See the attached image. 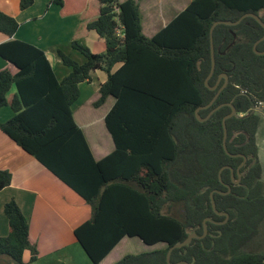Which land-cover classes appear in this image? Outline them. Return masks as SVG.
Segmentation results:
<instances>
[{
  "label": "trees",
  "instance_id": "16d2710c",
  "mask_svg": "<svg viewBox=\"0 0 264 264\" xmlns=\"http://www.w3.org/2000/svg\"><path fill=\"white\" fill-rule=\"evenodd\" d=\"M97 1L98 14L85 26L103 38L105 49L92 52L73 39L70 45L82 54V62L57 49L70 68L60 81L41 48L12 38L18 22L0 10V32L9 38L0 43V56L9 63L0 69V107L8 105L14 112L0 122V130L90 205V217L74 235L92 264H99L124 236L163 247L126 254L112 264H170L168 247L192 230L201 234L205 217L215 221H206L207 234L174 248L171 263L264 264V251L248 250L264 220L255 138V108L264 102V54L253 50L264 28L253 17L216 24L212 32L215 67L208 84L222 73L228 83L198 114L203 118L221 103L234 105L237 113L225 121L227 151L222 118L230 106L222 105L203 121L195 115L217 90L204 83L211 67L212 23L234 21L246 12L264 21V0H191L152 36L142 32L136 0ZM32 3L19 0V8ZM256 49L264 50V38ZM96 69L104 70L107 79L93 105L107 96L115 99L104 117L114 148L99 160L93 159L71 109L78 84ZM223 82L221 77L218 87ZM12 85L16 92L7 94ZM241 155L246 161L234 183L230 167L236 179ZM9 183L10 173L0 169V190ZM226 184L229 193L213 192L217 210L228 213L218 223L225 216L213 211L210 192H225ZM3 211L8 233L0 236V264L3 258L9 264H34L26 217L14 199L4 203ZM25 249L31 253L26 262Z\"/></svg>",
  "mask_w": 264,
  "mask_h": 264
},
{
  "label": "crops",
  "instance_id": "0c3cea01",
  "mask_svg": "<svg viewBox=\"0 0 264 264\" xmlns=\"http://www.w3.org/2000/svg\"><path fill=\"white\" fill-rule=\"evenodd\" d=\"M136 1L141 14L142 32L146 36H152L184 10L191 0H162L161 16L165 18L160 22L155 18L158 16L155 3L151 0ZM98 7L97 0H64L63 6H58L51 0H33L29 7L20 9L19 0H0V10L18 22V28L12 38L41 48L57 81L70 70L62 64L57 49L61 51L65 49L82 29L85 30V39L90 38L94 44L92 52L104 51L103 38L95 31L87 30L85 26L88 21L96 18ZM141 7L144 8V17L147 21L153 19L154 26L146 22L144 28ZM8 39L0 32V43ZM8 65V61L0 56V69ZM118 66L116 65L112 71ZM106 79L107 74L104 70L91 71L90 79L78 84L79 96L71 105L74 122L82 131L94 160L101 159L114 148L104 117L115 99L113 96H107L99 106L93 105L99 97V86ZM13 92H16L15 85L11 86L7 94ZM110 99L112 102L107 107L106 103ZM13 115L14 112L8 105L0 107V122L8 120ZM93 125L97 126L98 132V139H95V142L91 137ZM0 169L10 173V183L0 190V236L8 233V221L3 205L6 201L14 199L28 221V236L36 249L34 264H92L74 235V229L90 217V205L1 130ZM125 237L127 236L121 238L99 264H112L121 258L114 254ZM30 254V251L25 249L22 253L23 261H28Z\"/></svg>",
  "mask_w": 264,
  "mask_h": 264
},
{
  "label": "rangeland",
  "instance_id": "374dc122",
  "mask_svg": "<svg viewBox=\"0 0 264 264\" xmlns=\"http://www.w3.org/2000/svg\"><path fill=\"white\" fill-rule=\"evenodd\" d=\"M151 2L155 3L156 6V12L158 14L157 20L160 22V20L162 18H165V16H161V9H162V0H151ZM141 6V5H140ZM143 7H141V12H142V25L145 28L146 22L148 24H151L152 26H154V22L153 19L151 21H147L146 17H144V13H143ZM164 10V9H163ZM262 14L264 15V12H262ZM156 22V20H155ZM158 28V27H156ZM153 29L154 30H156ZM81 29V28H80ZM78 29V30H80ZM85 30L82 29V32H79L78 35L74 38L77 39L80 43L86 45L88 48H90V50L92 51V48L94 46V44L92 43V40L90 38H86L85 39ZM146 33L148 31H145ZM150 34V32H148ZM65 54L69 55L72 59H74L77 62H81L83 61V56L80 52L74 50L70 45H66L65 49L62 50ZM94 52V51H93ZM72 54V56H71ZM112 100L110 99L107 103L106 106L108 107V104H111ZM94 111V110H93ZM255 111L259 117V121H258V126H257V130H256V144H257V158L261 164L262 167V175H261V182L264 186V102H262L258 107L255 108ZM102 127L104 126L103 123L101 124ZM103 130L107 133L106 129L103 128ZM91 134H92V141H96L95 139H98V132H97V126L93 125V128L91 129ZM91 137H90V143H91ZM264 194V193H263ZM163 247L162 243H157L153 246H148L146 244H144L141 240H139L138 237L134 236L132 238L130 237H125L119 244L114 256H118V258L126 255V254H137V253H141L150 249H156V248H160ZM248 250L254 251V252H262L264 251V220L262 221V223L260 224L259 227V235L257 237V239H255V241L248 247ZM1 264H9L7 262V258H3L1 260ZM11 264V262H10Z\"/></svg>",
  "mask_w": 264,
  "mask_h": 264
},
{
  "label": "water",
  "instance_id": "95a60500",
  "mask_svg": "<svg viewBox=\"0 0 264 264\" xmlns=\"http://www.w3.org/2000/svg\"><path fill=\"white\" fill-rule=\"evenodd\" d=\"M246 16H251L253 17L263 28H264V21H262V19L255 13H252V12H246V13H243L238 19L234 20V21H229V20H216L215 22L212 23L211 27H210V47H211V67H210V71L209 73L207 74L206 78H205V85L211 89V90H216L214 96L212 97V99L207 103L205 104L204 106H200V107H197L195 109V115L196 117L200 120V121H203L205 119H207L216 109H218L219 107H221L222 105L226 104L228 106H230V112L228 114H226L223 118H222V128H223V137H222V144H223V148L225 151H227V147H226V137H227V129H226V125H225V121L226 119H228L229 117L235 115L237 112H236V109L234 107V105L230 102L228 103H221L219 105H217L216 107H214L213 109H211L209 111V113L205 116V117H200L199 114H198V110H200L201 108H207L209 107L213 102L214 100L217 98L218 94L220 93V91L227 85L228 83V76L225 74V73H222L221 75L218 76L216 82L214 85H209L208 84V81L210 79V77L212 76L213 72H214V67H215V59H214V48H213V41H212V32H213V28L215 27L216 24H219V23H224V24H229V25H234V24H237L239 23L244 17ZM264 38V34L259 38L257 39L254 43H253V50L255 51V53L257 54H264V50H257L256 49V45L258 44V42L260 40H262ZM221 77L224 78V82L222 83L221 86L218 87V84L220 82V79ZM243 160L242 162L239 164L238 168H240L246 161V157L244 155H241ZM223 168V167H222ZM222 168L219 170V172L222 170ZM237 168V170H238ZM230 170H231V177H232V180L234 183H237L239 180H240V173L237 171V178L236 179H233V170L232 168L230 167ZM219 177H220V174H219ZM226 187H227V190L225 192L223 191H220V190H213L210 192V202H211V207L213 209V211L218 214V215H224L225 218L223 221L221 222H218V223H223L227 220L228 218V213L227 212H221V211H218L217 208H216V205H215V201H214V198H213V192L216 191V192H219L221 194H226V193H229L230 192V186L226 184ZM206 221H212V222H215L213 219H211L210 217H205L202 221V226H203V230H202V233L201 234H197L194 230H192L191 232H189L187 234V236L180 242H177L171 246L168 247L167 251H166V260L168 263L170 264H174V263H171L170 262V254L172 252V250L174 248H179V247H182L188 243H190V241L192 240V238H201V237H204L206 234H207V226H206ZM182 263L184 264H188L186 261H182Z\"/></svg>",
  "mask_w": 264,
  "mask_h": 264
},
{
  "label": "flooded vegetation",
  "instance_id": "af4514ba",
  "mask_svg": "<svg viewBox=\"0 0 264 264\" xmlns=\"http://www.w3.org/2000/svg\"><path fill=\"white\" fill-rule=\"evenodd\" d=\"M257 107H258V106H257ZM242 160H243V158H242ZM241 162H242V161H241ZM241 162H240V163H241ZM243 165H244V164H243ZM243 165H242V166H243ZM238 166H239V165H238ZM238 166H237V168H238ZM242 166H241V167H242ZM241 167H240V168H241ZM238 169H239V168H238ZM237 171H238V170H237ZM238 172H239V171H238ZM239 173H240V172H239Z\"/></svg>",
  "mask_w": 264,
  "mask_h": 264
},
{
  "label": "built area",
  "instance_id": "2783aa9c",
  "mask_svg": "<svg viewBox=\"0 0 264 264\" xmlns=\"http://www.w3.org/2000/svg\"><path fill=\"white\" fill-rule=\"evenodd\" d=\"M117 33L121 35V32L119 30H117Z\"/></svg>",
  "mask_w": 264,
  "mask_h": 264
}]
</instances>
